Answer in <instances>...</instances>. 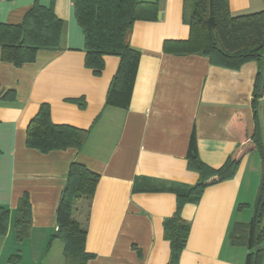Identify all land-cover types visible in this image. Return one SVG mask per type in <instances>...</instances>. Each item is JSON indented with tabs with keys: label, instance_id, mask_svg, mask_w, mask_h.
Returning <instances> with one entry per match:
<instances>
[{
	"label": "crops",
	"instance_id": "obj_1",
	"mask_svg": "<svg viewBox=\"0 0 264 264\" xmlns=\"http://www.w3.org/2000/svg\"><path fill=\"white\" fill-rule=\"evenodd\" d=\"M156 3L155 18L133 26L130 43L141 59L130 106L120 109L106 105L120 60L106 56L101 75L86 67L85 36L73 0H0L3 24H22L36 5L52 8L64 22L61 48L38 51L33 63L4 62L0 47V208L9 211L0 264H66L63 245L49 243L72 163L100 177L93 199L78 201L73 211L87 231L86 250L93 255L88 264H169L164 221L177 211L171 189L200 178L188 169L192 134L201 160L216 170L242 138H252L259 65L232 70L199 54L180 53L178 42L191 34L184 20L186 0ZM229 6L233 16L258 13L264 0H229ZM261 89L264 142V78ZM43 104L50 106L55 125L89 132L83 149L44 154L27 147L28 126ZM261 178V156L252 150L233 179L208 187L197 204L183 208L191 230L178 264H246ZM25 194L32 225L29 237L19 241L15 220Z\"/></svg>",
	"mask_w": 264,
	"mask_h": 264
},
{
	"label": "trees",
	"instance_id": "obj_2",
	"mask_svg": "<svg viewBox=\"0 0 264 264\" xmlns=\"http://www.w3.org/2000/svg\"><path fill=\"white\" fill-rule=\"evenodd\" d=\"M158 0H73L75 16L85 36V65L95 75L105 68V57L120 60L109 87L106 105L128 109L134 91L141 53L131 47L130 35L138 20H152L158 11ZM185 22L191 34L187 41L178 42L182 54H199L208 57L214 65L239 70L249 62L259 65L253 93L252 108L256 123L251 139L242 138L221 169H213L200 156L195 134H192L187 153L188 169L199 174L192 186L171 189L177 195V211L164 221V236L170 242L169 264H178L186 247L191 225L183 219L187 204H197L204 191L211 186L231 180L236 175L242 158L257 150L261 156L262 178L254 204V214L248 225L246 245L249 253L246 264H264V142L259 121L261 88L264 78V11L233 16L229 0H186ZM64 22L52 8L36 5L19 25L0 22V47L2 60L22 67L33 63L40 50L58 51ZM80 107L85 103L73 100ZM89 132L67 125H55L51 109L43 104L27 129V147L47 154L51 151L83 149ZM99 175L86 166L72 163L57 211L58 229L49 246L56 241L63 245L66 264H88L93 255L86 250L87 231L73 218L78 201L90 202L96 192ZM241 208V206H240ZM9 211L0 208V236L7 232ZM32 211L29 196L19 201L15 227L19 241L30 235ZM233 244L238 243L232 237ZM14 259V258H13Z\"/></svg>",
	"mask_w": 264,
	"mask_h": 264
},
{
	"label": "water",
	"instance_id": "obj_3",
	"mask_svg": "<svg viewBox=\"0 0 264 264\" xmlns=\"http://www.w3.org/2000/svg\"><path fill=\"white\" fill-rule=\"evenodd\" d=\"M263 64H264V62H263ZM260 94L262 95V89H261V93Z\"/></svg>",
	"mask_w": 264,
	"mask_h": 264
}]
</instances>
